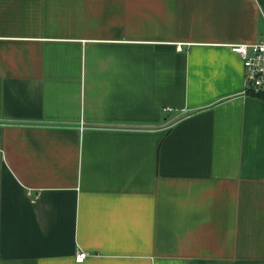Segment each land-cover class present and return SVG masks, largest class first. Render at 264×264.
<instances>
[{
	"label": "crops",
	"instance_id": "crops-1",
	"mask_svg": "<svg viewBox=\"0 0 264 264\" xmlns=\"http://www.w3.org/2000/svg\"><path fill=\"white\" fill-rule=\"evenodd\" d=\"M259 39L257 0H0V264H264Z\"/></svg>",
	"mask_w": 264,
	"mask_h": 264
},
{
	"label": "built area",
	"instance_id": "built-area-1",
	"mask_svg": "<svg viewBox=\"0 0 264 264\" xmlns=\"http://www.w3.org/2000/svg\"><path fill=\"white\" fill-rule=\"evenodd\" d=\"M230 48L241 58L244 70V91L246 94L264 93V39L250 43H234ZM167 110V108H165ZM87 253L77 250L75 262H83Z\"/></svg>",
	"mask_w": 264,
	"mask_h": 264
},
{
	"label": "trees",
	"instance_id": "trees-1",
	"mask_svg": "<svg viewBox=\"0 0 264 264\" xmlns=\"http://www.w3.org/2000/svg\"><path fill=\"white\" fill-rule=\"evenodd\" d=\"M263 13H264V0H257ZM252 96H256V97H261V98H264V93H260V94H250Z\"/></svg>",
	"mask_w": 264,
	"mask_h": 264
}]
</instances>
